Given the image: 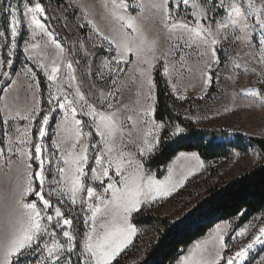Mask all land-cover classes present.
I'll return each mask as SVG.
<instances>
[{
    "label": "rangeland",
    "instance_id": "rangeland-1",
    "mask_svg": "<svg viewBox=\"0 0 264 264\" xmlns=\"http://www.w3.org/2000/svg\"><path fill=\"white\" fill-rule=\"evenodd\" d=\"M37 3L43 12L27 11ZM262 23L264 0H0V264L31 246L35 262L96 264L85 245L107 248L124 217L135 231L121 252L138 260L153 229L135 223V212L177 219L214 183L263 162L264 151L244 143L215 160L180 150L147 165L163 132L186 130L155 117L157 68L191 126L215 131L219 142L264 138ZM261 227L264 209L220 220L170 264H264V243L235 256Z\"/></svg>",
    "mask_w": 264,
    "mask_h": 264
},
{
    "label": "trees",
    "instance_id": "trees-1",
    "mask_svg": "<svg viewBox=\"0 0 264 264\" xmlns=\"http://www.w3.org/2000/svg\"><path fill=\"white\" fill-rule=\"evenodd\" d=\"M154 82L155 117L177 121L186 130L178 134L163 132L158 148L148 158L147 165L159 167L180 150H197L206 160L227 155L229 146L245 149L244 143L246 146L255 145L264 151L263 137L247 136L243 140L241 136H236L237 143L219 142L215 140V131L191 126L189 121L176 112L172 95L159 68L154 72ZM207 134L212 136L208 138ZM261 209H264V161L214 183L204 196L188 206L177 219L172 220L139 209L135 212L133 221L137 224H148L153 229L142 256L133 260L128 250H125L111 264H170L188 244L203 235L216 222L235 216L244 220ZM34 250V246L20 250L13 256L11 264H37L28 258ZM51 264H56V261Z\"/></svg>",
    "mask_w": 264,
    "mask_h": 264
},
{
    "label": "snow or ice",
    "instance_id": "snow-or-ice-1",
    "mask_svg": "<svg viewBox=\"0 0 264 264\" xmlns=\"http://www.w3.org/2000/svg\"><path fill=\"white\" fill-rule=\"evenodd\" d=\"M187 2H188V0H184L185 4H187ZM235 10H236L237 15H241L239 8H236ZM27 11L32 12V13H36V12H43L44 9L41 7V5L39 3H37L34 8H28ZM11 15H12L13 24L15 25V23H17V21H16V9L15 8H11ZM33 23H35L37 27H41V28L43 27V25L40 23V21L35 19V16H33ZM261 27L264 28V23L261 24ZM11 31H12V35L15 36L16 35V27L13 26ZM212 43H215V41H212ZM260 43H261V45H264V37L261 38ZM130 50H131V48H129L127 45H125V51H130ZM69 67H71V65H69ZM57 71H58V68L53 67L52 68L53 75L50 76L49 79H55V74L57 73ZM60 106L64 107V105H60ZM73 111H75V109H73ZM129 119H131V117H129ZM47 123H48V116L45 115L43 117V124L46 125ZM76 123L78 124L79 121H77ZM157 127L158 128L163 127V125H158ZM176 132H178V133L183 132V129L177 127ZM39 135L41 137H43L45 135L44 127H41L39 129ZM84 151H86V149ZM35 153H36V156L39 157V155L41 153V147L39 144H37L35 146ZM84 158L86 159V157H84ZM99 160H100V158L98 157L97 158L98 163H99ZM77 171H79L80 174L83 175L82 169H77ZM103 174L107 175V170H105ZM36 175L39 176L40 173H36ZM155 183L159 184V182H155ZM108 187L112 188L113 185L109 184ZM28 191H31V188H29ZM87 191H88L89 196L93 195V189L89 188ZM157 191L163 195L169 194L168 190L166 188H164L163 186H158ZM37 194L39 195V193H37ZM44 203H45V205H47L48 201L45 200ZM139 203H140V201L138 199L129 200L124 206V211L126 213L133 211L135 208L138 207ZM29 207L34 209L35 205H30ZM97 211H99V209H97ZM35 215L38 217L39 213H36ZM57 215L58 216L60 215L59 210H57ZM48 219H51V217H48ZM124 219H125V225L126 226L125 227H119L117 229L118 238L112 240L107 248H105L103 245H97L96 248H94L91 243H87L85 245V250L90 252L92 257H94L96 259V264H111L112 260L121 252V250L127 245V243L130 242L131 235L134 233L135 230L133 228H131L130 225H127L126 217H124ZM69 223H71L69 220H64V224H69ZM32 227L36 231L40 230L39 223H36L35 221L32 222ZM241 234H243V233H241ZM259 234L260 235L257 236L252 241V243L247 245V248H241L239 251H237L235 253V256L239 257V258H243L248 254V250L251 249L252 247H254L255 244L264 243V227H261L259 229ZM33 235H34V233L33 234H26L24 239L28 242H31V240L33 239ZM63 235L65 237H69V241L71 240V236H70L69 232L65 231L63 233ZM23 246H24V244H23V242H21L19 244V247H23ZM15 250H18V248H16ZM69 251H71V248H69ZM48 253H49V256H52V249H48ZM37 264H42V262L38 261ZM57 264H59L58 260H57ZM227 264H234L233 259L229 258L227 261Z\"/></svg>",
    "mask_w": 264,
    "mask_h": 264
}]
</instances>
